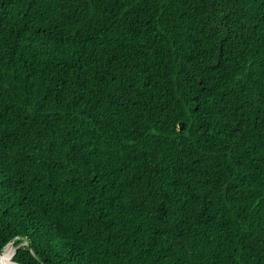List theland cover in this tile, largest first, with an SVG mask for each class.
<instances>
[{
    "label": "trees",
    "instance_id": "16d2710c",
    "mask_svg": "<svg viewBox=\"0 0 264 264\" xmlns=\"http://www.w3.org/2000/svg\"><path fill=\"white\" fill-rule=\"evenodd\" d=\"M10 242L0 264H264V0H0Z\"/></svg>",
    "mask_w": 264,
    "mask_h": 264
},
{
    "label": "bare ground",
    "instance_id": "6f19581e",
    "mask_svg": "<svg viewBox=\"0 0 264 264\" xmlns=\"http://www.w3.org/2000/svg\"><path fill=\"white\" fill-rule=\"evenodd\" d=\"M13 252H15L14 249H11L10 246L7 245L5 247V249H4V251L0 254V257H1L2 261H9L10 258H7V257L10 256L11 253H12V256H13V254H14Z\"/></svg>",
    "mask_w": 264,
    "mask_h": 264
},
{
    "label": "rangeland",
    "instance_id": "374dc122",
    "mask_svg": "<svg viewBox=\"0 0 264 264\" xmlns=\"http://www.w3.org/2000/svg\"><path fill=\"white\" fill-rule=\"evenodd\" d=\"M7 245H9L10 248H11V249H14V251H15V247H14V243H13V242L8 243ZM7 245H6V246H7ZM6 246H5V247H6ZM5 247L3 248V250L1 251V253L4 251ZM1 253H0V254H1ZM13 253H14V252H13Z\"/></svg>",
    "mask_w": 264,
    "mask_h": 264
},
{
    "label": "water",
    "instance_id": "95a60500",
    "mask_svg": "<svg viewBox=\"0 0 264 264\" xmlns=\"http://www.w3.org/2000/svg\"><path fill=\"white\" fill-rule=\"evenodd\" d=\"M1 253V252H0ZM0 262H2V259H1V257H0Z\"/></svg>",
    "mask_w": 264,
    "mask_h": 264
}]
</instances>
